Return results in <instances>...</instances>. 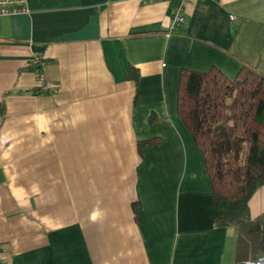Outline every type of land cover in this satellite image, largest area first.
Here are the masks:
<instances>
[{"label":"crops","instance_id":"crops-1","mask_svg":"<svg viewBox=\"0 0 264 264\" xmlns=\"http://www.w3.org/2000/svg\"><path fill=\"white\" fill-rule=\"evenodd\" d=\"M28 8L0 16L2 264H232L178 82L184 68L264 75V0ZM250 209L264 213V187Z\"/></svg>","mask_w":264,"mask_h":264},{"label":"trees","instance_id":"trees-1","mask_svg":"<svg viewBox=\"0 0 264 264\" xmlns=\"http://www.w3.org/2000/svg\"><path fill=\"white\" fill-rule=\"evenodd\" d=\"M177 113L202 154L220 212L216 224L235 229L232 264L257 261L264 213L253 217L250 201L264 187V75L247 65L234 78L216 66L184 68Z\"/></svg>","mask_w":264,"mask_h":264},{"label":"built area","instance_id":"built-area-1","mask_svg":"<svg viewBox=\"0 0 264 264\" xmlns=\"http://www.w3.org/2000/svg\"><path fill=\"white\" fill-rule=\"evenodd\" d=\"M28 11V0H0V16L27 13ZM185 21L186 17L184 7L181 5L173 11L171 24L169 27L170 30H174L179 23H184ZM36 60L39 62V57H36ZM47 89L48 87L45 84L41 86L42 92L46 91ZM0 264H2L1 258ZM245 264H264V256L260 257L257 261H247Z\"/></svg>","mask_w":264,"mask_h":264}]
</instances>
